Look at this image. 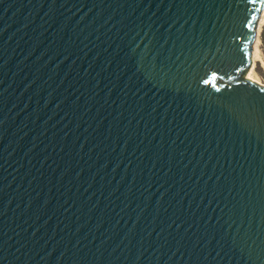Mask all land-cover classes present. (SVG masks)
I'll return each mask as SVG.
<instances>
[{"label":"water","instance_id":"obj_1","mask_svg":"<svg viewBox=\"0 0 264 264\" xmlns=\"http://www.w3.org/2000/svg\"><path fill=\"white\" fill-rule=\"evenodd\" d=\"M263 0H0V264H264Z\"/></svg>","mask_w":264,"mask_h":264},{"label":"rangeland","instance_id":"obj_2","mask_svg":"<svg viewBox=\"0 0 264 264\" xmlns=\"http://www.w3.org/2000/svg\"><path fill=\"white\" fill-rule=\"evenodd\" d=\"M262 16L263 14H259L257 19L255 37L251 47V61L243 76L264 84V16Z\"/></svg>","mask_w":264,"mask_h":264},{"label":"bare ground","instance_id":"obj_3","mask_svg":"<svg viewBox=\"0 0 264 264\" xmlns=\"http://www.w3.org/2000/svg\"><path fill=\"white\" fill-rule=\"evenodd\" d=\"M260 14H263V16H264V0H263V4H262V7H261V12H260ZM262 16V17H263ZM254 53H255V47H254Z\"/></svg>","mask_w":264,"mask_h":264}]
</instances>
